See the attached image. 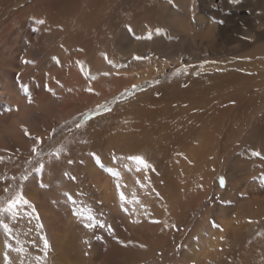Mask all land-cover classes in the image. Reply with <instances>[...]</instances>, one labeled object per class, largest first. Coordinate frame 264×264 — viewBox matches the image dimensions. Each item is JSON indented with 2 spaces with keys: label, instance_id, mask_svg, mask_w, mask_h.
Returning <instances> with one entry per match:
<instances>
[{
  "label": "rangeland",
  "instance_id": "1",
  "mask_svg": "<svg viewBox=\"0 0 264 264\" xmlns=\"http://www.w3.org/2000/svg\"><path fill=\"white\" fill-rule=\"evenodd\" d=\"M150 1L0 0V54L13 64L0 63V208H8L19 194L28 201L0 213V264H57L59 257L44 208L55 211L72 230L75 250L72 256L63 258L65 264H215L217 257L209 251L210 240L219 237L221 244L226 240L231 256L237 260L247 244L264 235V225L257 220H252L254 231L237 234L232 228L226 230L216 217L217 206L232 205L223 196L229 186L227 172L224 176L221 169L215 183L220 186H214L189 215H181L164 231L166 240L156 248L161 233L154 205L166 202L163 193L167 191L163 183V192L157 185L167 166L162 153L144 147L139 157L146 164H141L130 159L138 154H117L111 149L112 163L105 161L106 141L94 135L98 127L94 124L102 122L104 129V120L120 103L151 87L156 86L158 92L164 87H184L190 77L198 76L199 70L209 65L251 62L249 57L230 51L235 45L231 25L236 3L227 7L223 0H202L204 7H200L206 18L228 28L227 38L220 41L222 50L213 51L210 58L181 52L166 56L159 48L147 47L141 49L143 53H135L133 60L125 58L113 44L115 30L122 22L132 40L179 41L169 28L151 24L153 13L146 9ZM159 1L173 9L179 7L176 0ZM198 2L185 3L192 22ZM240 8L245 17L253 19L247 5ZM135 20L138 24L133 23ZM45 37V48L39 50L37 44ZM241 37L251 40L247 34ZM252 43L256 48L264 41L254 38ZM124 75L130 77L126 82L119 80ZM157 91L155 95L159 96ZM263 97L257 94L256 102ZM66 101L67 117H59ZM87 157L116 178L130 163L137 174V185L119 182L115 186L118 197L111 200L103 196L101 185L86 173ZM259 175L255 180L262 186L264 171ZM237 194L247 197V193ZM207 208L211 210L206 219Z\"/></svg>",
  "mask_w": 264,
  "mask_h": 264
},
{
  "label": "bare ground",
  "instance_id": "2",
  "mask_svg": "<svg viewBox=\"0 0 264 264\" xmlns=\"http://www.w3.org/2000/svg\"><path fill=\"white\" fill-rule=\"evenodd\" d=\"M133 1L142 3L148 0H123V3L130 4ZM176 1L179 4L178 9H173L159 0H151L146 9L153 13V26L162 25L169 28L179 37V41L160 43L156 39L146 42L132 40L126 31L125 22H119L113 37L117 52H122L125 58L131 61L134 54L143 47L159 48L166 56L180 55L178 53L181 52L210 58L213 51H221L220 41L228 36L225 24L212 22L200 12V7H204L202 0L195 5L196 15L192 22L190 14L185 10L186 0ZM222 3L227 7L236 3L238 7L233 6L235 18L232 21L231 33L235 34V45H232L230 51L232 54L239 53L240 56L249 57L251 62L232 61L230 64L212 67L209 65L199 70L198 76L190 77L184 87H164L159 92L156 86L151 87L144 93L120 103L116 112L104 120V129H101L102 122L94 124L99 128L96 127L97 130L95 129L93 134L103 137L106 141V162L112 163L113 159L109 156L111 149H115L116 153L139 156L144 147H150L162 153V160L167 168L161 172L162 177L158 178L157 185L162 192L160 182L166 185L167 191L163 194L166 195L164 197L167 203L161 205L162 202L157 201L154 205L155 213L160 218L157 230L160 229L161 233L156 239L160 242L156 248H161L166 240L164 231L184 214L189 215L199 202L209 196L214 186H220L215 183L218 171L222 170L224 176L227 172L226 187L229 186L227 191H223V196L228 197L232 205L217 206L216 217L223 222L226 230L232 228V232L236 231L237 234L242 230L254 231V228H251L253 219L264 225V185H259L255 180V177L264 171V97L259 102H256L255 98L257 94L264 96V44L254 48L255 43H252L254 38L264 41V0H223ZM242 4L250 8L253 19L245 17L243 9L240 8ZM133 23L138 24V21ZM245 34L251 36V40L241 37ZM47 40L45 37L42 43L37 44L39 50L45 48L44 42ZM229 40L231 41V37ZM227 45L225 46L229 48ZM0 63L13 65L10 59L2 54ZM126 79H130L129 75L119 78L124 82ZM155 91L160 95H155ZM68 106L69 101L61 106L59 117L67 115ZM85 106L82 105V108ZM229 147H232L231 151L228 150ZM256 152L262 156L254 155ZM133 168L128 163L124 170L122 169L121 177L116 178L99 170L94 162L85 165L88 177L100 184L103 196L111 200L118 197L115 186L120 180H126L132 187L137 183V174ZM237 192L247 193V197L241 198ZM210 210L211 208H207L205 211L206 219ZM44 211L48 218L52 243L59 257L57 264H65L63 258L72 256L75 250L72 230L55 211L50 208H44ZM113 212H116V209H113ZM137 230L135 227L134 231ZM208 247L211 254L217 257L215 264L264 262V235L257 242L247 244V248L237 260L231 256L226 240L221 244V238H215L209 241Z\"/></svg>",
  "mask_w": 264,
  "mask_h": 264
},
{
  "label": "snow or ice",
  "instance_id": "3",
  "mask_svg": "<svg viewBox=\"0 0 264 264\" xmlns=\"http://www.w3.org/2000/svg\"><path fill=\"white\" fill-rule=\"evenodd\" d=\"M41 23H43V21H41ZM137 59H139V57H138ZM26 63H28V61H26ZM133 87H135V86H133ZM89 91H91V89H89ZM24 131H25V135H29L27 129H24ZM33 151H35V149H33ZM254 155H256V156H260L261 154H260L259 152H256V153H254ZM130 159H133V160H135V161H137V162H139V163H141V164H146V162L143 160V158H142V157H139V156H136V157H130ZM223 183H224V181H223V179H221V184H223ZM7 190H8V189L6 188L5 191H7ZM21 203H23V204H28V201L24 198L23 194H19V195L17 196L16 200H15L13 203H10V204H9L8 208H0V213L7 212V211H9L11 208L16 207L17 205H19V204H21ZM29 206H30V205H29ZM214 226H215V225H214ZM142 247H143V245H142Z\"/></svg>",
  "mask_w": 264,
  "mask_h": 264
},
{
  "label": "crops",
  "instance_id": "4",
  "mask_svg": "<svg viewBox=\"0 0 264 264\" xmlns=\"http://www.w3.org/2000/svg\"><path fill=\"white\" fill-rule=\"evenodd\" d=\"M94 161V163H95V160L94 159H92V158H90V157H87V162H91V161ZM96 165V164H95ZM97 166V165H96ZM100 170V169H99ZM110 177H112V176H110ZM126 182V180H120L119 182Z\"/></svg>",
  "mask_w": 264,
  "mask_h": 264
}]
</instances>
